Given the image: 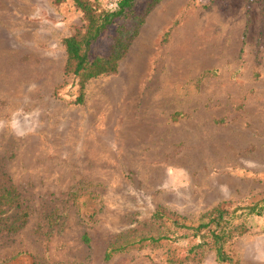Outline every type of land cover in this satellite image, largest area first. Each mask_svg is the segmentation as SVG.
Instances as JSON below:
<instances>
[{
    "label": "rangeland",
    "instance_id": "obj_1",
    "mask_svg": "<svg viewBox=\"0 0 264 264\" xmlns=\"http://www.w3.org/2000/svg\"><path fill=\"white\" fill-rule=\"evenodd\" d=\"M263 11L161 0L78 102L64 70L63 40L85 25L74 0H0V162L30 207L21 231L0 234V264H169L166 247L105 253L157 233L158 210L195 221L264 199ZM247 228L230 252L264 264V214ZM184 264L220 263L207 250Z\"/></svg>",
    "mask_w": 264,
    "mask_h": 264
},
{
    "label": "trees",
    "instance_id": "obj_2",
    "mask_svg": "<svg viewBox=\"0 0 264 264\" xmlns=\"http://www.w3.org/2000/svg\"><path fill=\"white\" fill-rule=\"evenodd\" d=\"M138 1L116 0L115 7L109 9L102 8L96 0H74L75 6L83 14L85 25L84 30L63 40L67 55L64 70L79 86L78 102L83 101L88 81L117 72L119 62L138 35L145 17L161 0H146L141 8L136 7ZM107 37L110 41L104 51H97L100 42ZM29 208L0 162V234L10 236L21 231L29 221ZM235 213L218 204L201 213L195 221H190L158 210L152 221L157 233L141 236L122 245L111 243L105 258L109 260L116 253L132 249L166 247L169 264L200 262L207 250L214 251L220 264H240L230 252L231 243L236 236L247 232L249 217L264 214V199L244 207L240 215ZM182 239L187 240L186 245H180ZM84 240L89 242L87 236H84Z\"/></svg>",
    "mask_w": 264,
    "mask_h": 264
},
{
    "label": "built area",
    "instance_id": "obj_3",
    "mask_svg": "<svg viewBox=\"0 0 264 264\" xmlns=\"http://www.w3.org/2000/svg\"><path fill=\"white\" fill-rule=\"evenodd\" d=\"M111 2H110V5L111 6H115L116 5V0H110Z\"/></svg>",
    "mask_w": 264,
    "mask_h": 264
}]
</instances>
